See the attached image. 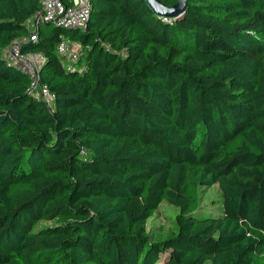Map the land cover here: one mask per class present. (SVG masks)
<instances>
[{
  "label": "trees",
  "instance_id": "16d2710c",
  "mask_svg": "<svg viewBox=\"0 0 264 264\" xmlns=\"http://www.w3.org/2000/svg\"><path fill=\"white\" fill-rule=\"evenodd\" d=\"M41 10L0 0V264H264V0H187L174 18L90 0L84 28L40 23L21 49L44 56L53 109L1 55ZM215 184L218 212L200 204ZM162 201L177 231L155 240Z\"/></svg>",
  "mask_w": 264,
  "mask_h": 264
},
{
  "label": "built area",
  "instance_id": "2783aa9c",
  "mask_svg": "<svg viewBox=\"0 0 264 264\" xmlns=\"http://www.w3.org/2000/svg\"><path fill=\"white\" fill-rule=\"evenodd\" d=\"M89 13L90 0H42V10L30 22V35L21 40H14L1 52L2 57L8 63L20 67L27 74L30 81L29 94L42 99L51 109L54 107L55 95L47 84L42 82L40 76L44 56L38 52H22L21 44L26 39H37L40 23H51L63 28H84ZM74 45L79 48L75 49ZM56 51L58 56L68 63V68H75L82 53L79 44L69 43L65 39L59 42Z\"/></svg>",
  "mask_w": 264,
  "mask_h": 264
},
{
  "label": "rangeland",
  "instance_id": "374dc122",
  "mask_svg": "<svg viewBox=\"0 0 264 264\" xmlns=\"http://www.w3.org/2000/svg\"><path fill=\"white\" fill-rule=\"evenodd\" d=\"M75 49L79 46L74 45ZM222 193L217 184L209 188H202L200 191V204L203 208L218 212ZM178 209L166 201H162L158 208L146 221V231L155 240H163L177 231L176 217ZM54 221L42 220L38 227L52 225ZM165 254L160 255L155 264H164ZM206 264H209L208 262Z\"/></svg>",
  "mask_w": 264,
  "mask_h": 264
},
{
  "label": "water",
  "instance_id": "95a60500",
  "mask_svg": "<svg viewBox=\"0 0 264 264\" xmlns=\"http://www.w3.org/2000/svg\"><path fill=\"white\" fill-rule=\"evenodd\" d=\"M150 9L157 14L158 16H162L163 18H174L178 17L182 14L187 0H177V3L173 6H166L160 0H145Z\"/></svg>",
  "mask_w": 264,
  "mask_h": 264
}]
</instances>
